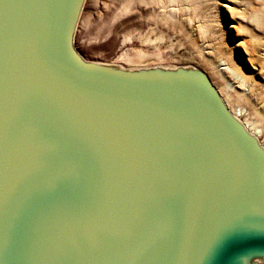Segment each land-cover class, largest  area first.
<instances>
[{"label":"water","instance_id":"obj_1","mask_svg":"<svg viewBox=\"0 0 264 264\" xmlns=\"http://www.w3.org/2000/svg\"><path fill=\"white\" fill-rule=\"evenodd\" d=\"M85 0H0V264H264V146L196 67L85 59Z\"/></svg>","mask_w":264,"mask_h":264},{"label":"rangeland","instance_id":"obj_2","mask_svg":"<svg viewBox=\"0 0 264 264\" xmlns=\"http://www.w3.org/2000/svg\"><path fill=\"white\" fill-rule=\"evenodd\" d=\"M75 46L124 68L203 70L264 146V0H85Z\"/></svg>","mask_w":264,"mask_h":264},{"label":"bare ground","instance_id":"obj_3","mask_svg":"<svg viewBox=\"0 0 264 264\" xmlns=\"http://www.w3.org/2000/svg\"><path fill=\"white\" fill-rule=\"evenodd\" d=\"M165 4V5H164ZM163 5L164 6H162L163 8H169V7H172V6H175V5H170V4H167V1H165L164 3H163ZM177 6V5H176ZM165 12V11H164ZM209 31V30H208ZM221 50V49H220ZM219 91V90H218ZM219 93L221 94V92L219 91ZM224 99V98H223ZM224 101H225V103L227 104V106H228V108H229V110L238 118V119H240L244 124H245V126L249 129V131L250 132H252L254 135H256V136H258V134H257V131L255 130V128H251V126L249 125V124H247V122L246 121H244L243 119H241V117H240V115H241V109L240 108H237V109H235V108H232L229 104H228V102H227V100H225L224 99ZM250 126V127H249Z\"/></svg>","mask_w":264,"mask_h":264}]
</instances>
